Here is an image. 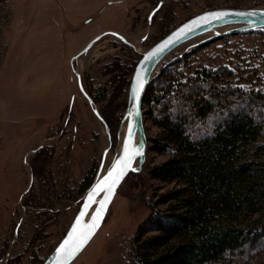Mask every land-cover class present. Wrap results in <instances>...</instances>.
<instances>
[{"label":"rangeland","instance_id":"374dc122","mask_svg":"<svg viewBox=\"0 0 264 264\" xmlns=\"http://www.w3.org/2000/svg\"><path fill=\"white\" fill-rule=\"evenodd\" d=\"M160 1L162 9L150 19ZM257 7H264V0H0V264H43L77 214L82 201L75 199L86 193L79 196L77 190L87 177L96 179L107 149L103 171L113 164L121 125L111 132L94 112L100 114L113 95L106 66L117 57L132 65L138 53L161 39V21L169 11L173 28L206 10ZM233 28L223 26L179 46L154 75L179 57L176 70L185 78L210 69L218 72L222 86L264 92V28L209 39ZM109 30L135 43L138 53L105 36L79 59L77 70L89 82L92 107L77 89L70 61ZM146 34L150 38L142 43ZM204 41L212 42L200 46ZM123 95L128 101L129 90ZM125 112L123 108L119 114L124 117ZM144 127L149 143L143 168L136 172L140 174L124 180L102 227L72 264H128L133 237L139 228L148 229V203L172 187L151 177L150 170L169 155L151 149L150 139L161 137L162 131L146 115ZM40 147L49 149L52 158L48 187L33 178L30 166ZM73 191L69 199L66 194ZM43 208L50 210L49 217ZM43 226L44 236L35 239ZM236 263L264 264V247L238 256Z\"/></svg>","mask_w":264,"mask_h":264},{"label":"trees","instance_id":"16d2710c","mask_svg":"<svg viewBox=\"0 0 264 264\" xmlns=\"http://www.w3.org/2000/svg\"><path fill=\"white\" fill-rule=\"evenodd\" d=\"M171 19L169 11L161 21L162 37L177 27L171 28ZM138 55L132 65L117 57L106 66L114 89L100 115L111 132L122 123L119 111L127 101L121 96L129 90ZM179 64V57L164 63L145 92V115L162 131L150 139L151 149L169 155L150 174L172 187L148 203V229L139 228L133 237L128 264H239L238 256L264 247V92L222 86L210 69L185 78L177 73ZM51 159L49 149L40 147L30 165L33 178L46 187L52 185ZM93 182L87 177L79 196ZM42 210L50 216L48 208Z\"/></svg>","mask_w":264,"mask_h":264},{"label":"water","instance_id":"95a60500","mask_svg":"<svg viewBox=\"0 0 264 264\" xmlns=\"http://www.w3.org/2000/svg\"><path fill=\"white\" fill-rule=\"evenodd\" d=\"M163 5V1H160L157 5V7L152 11L151 15H150V19L153 16V13L155 14L157 11H159V9L161 8V6ZM214 12H226L229 13L230 15H228L224 20L222 21H212L211 23H207V24H202L199 27H193L192 31L185 33L181 38L174 40L173 43L171 45H169L168 48L164 49L162 52L158 53L156 56H152V53L161 45L163 44L166 40L172 38L174 36L175 33H177L180 29L184 28L185 26L191 24L193 21L197 20L198 18H200L201 16H205L207 14L210 13H214ZM255 13V15H246V16H238V15H232V13ZM264 7H257V8H216V9H210V10H206L203 11L197 15H194L192 17H190L189 19L183 21L181 24H179L176 28H174L171 32H169L168 34H166L164 37H162L161 39H159L156 43H154L147 51L142 52V56L140 58V60L138 61L132 78H131V83H130V87H129V95H128V101H127V108H126V112L124 115V118L122 120L121 123V128L124 125V122L126 120V118L129 116V112L130 110L133 109L134 104H133V89L135 87V77H136V73L141 71V69L143 68L144 71V85L143 88L140 91L139 94V98L136 101V107L138 108V115H134L131 118V122H134L136 127L134 128L133 131V143L135 140V137L137 136V142L134 143V145H139L143 147V152L144 155L142 157H136L134 159V162L132 164L133 168L138 169V171L135 172H140L143 168V164L146 161V156H147V149H148V137L146 136V131H145V127H144V118H145V114H144V96H145V92L146 89L148 87V85L153 81V79L155 78L156 75H154L155 71L157 70L158 66L165 60L166 57L169 56V54H171L176 48H178L179 46L189 42L190 40L201 36L207 32H216L218 28L223 27V26H233V29H230L228 31V33L225 34H217L215 36L210 37V40H214L217 36L222 37L224 35H228V34H237V33H241V32H246V31H252L255 29H263L264 28ZM105 36H114L124 42H126L127 44L135 47V45L127 40L123 35L119 34L116 31L113 30H109V31H105L103 33H101L100 35L96 36L94 39H92L81 51H79L76 55H74L71 58V63H73L75 60H78L81 56L86 55L89 53V51L92 49V47L99 42L101 39H103V37ZM207 39V40H209ZM152 57L150 60L148 59L149 57ZM89 101L92 103L91 99L89 98ZM94 112L96 113V115L99 117V119L102 120L101 115L99 114V111L97 109H94ZM130 122V123H131ZM129 126V125H128ZM128 126L126 129V133L124 135V139H123V143H122V147L120 150L119 155L114 159L113 164L111 165V167L104 172L103 171V167L105 164V158L106 155L108 154L109 150L107 149L104 152V156L102 159V163H101V167L100 170L96 176V179L94 180V182L92 183V185L88 188V190L86 191L82 203L77 211V214L75 215L72 223L70 224L68 230L66 231V233L64 234V236L62 237V239L60 240V242L58 243V245L55 247V249L52 251V253L47 257V259L43 262V264H55L56 261V249L63 243V241L67 238V236L69 235V233L71 232L72 228L75 226V222L76 220L80 217V213L82 211H84L85 209V205L87 204L88 201V195L89 193L95 188V186L97 184H99L101 181H103L106 176L107 173L111 170L112 166L115 164V162L120 159L123 156V149H124V145L127 143L128 140ZM111 146V143H110ZM133 171H128L127 174L121 179V181L119 182L118 186L115 189V193L112 196L110 202L108 203V205L106 206V210L103 213V217L100 221L99 226L96 228L94 234L91 236V238L86 242V244L83 246V248L74 256V258H72L70 261H68V264H72L75 259L84 251V249L88 246V244L91 242V240L95 237V235L98 233V231L100 230V228L102 227L107 213L110 209V206L120 188V186L122 185V183L124 182V180L129 176L130 173H132ZM33 182V181H32ZM28 192V191H27ZM104 197V193L100 192L96 197L95 200L97 201L96 203H92L91 205H89L87 207V211L83 217V223L84 224H91L92 219L95 215V212L99 210V202L102 201Z\"/></svg>","mask_w":264,"mask_h":264},{"label":"snow or ice","instance_id":"6c2138e0","mask_svg":"<svg viewBox=\"0 0 264 264\" xmlns=\"http://www.w3.org/2000/svg\"><path fill=\"white\" fill-rule=\"evenodd\" d=\"M154 15V13H153ZM229 13L226 12H214L201 16L197 20L193 21L191 24L180 29L174 36L166 40L161 44L153 53L152 56H156L158 53L162 52L164 49L168 48L169 45L173 43L174 40L181 38L185 33L192 31L193 27H199L202 24L211 23L212 21H222ZM232 15L246 16L255 15V13H232ZM264 15V14H262ZM150 56L148 59L150 60ZM135 87L133 89V104L134 107L129 112V119L134 115H138V108L136 107V101L139 98V94L144 85V71L136 73L135 77ZM136 127L134 122H131L128 126V140L124 145L123 156L118 159L112 166L111 170L107 173L106 178L95 186V188L89 193L88 201L85 205L84 211L80 213V217L76 220L75 226L72 228L71 232L63 243L56 249V261L55 264H68L74 256L83 248L86 242L94 234L96 228L99 226L100 221L103 217V213L106 210V206L110 202L112 196L115 193V189L118 186L121 179L127 174L128 171H138V169L133 168L132 164L136 157H142L144 155L143 147L139 145H134L133 143V131ZM104 193L102 201L99 202V210L95 212L91 224H84L83 217L87 211V207L92 203H96L95 197L100 193Z\"/></svg>","mask_w":264,"mask_h":264},{"label":"flooded vegetation","instance_id":"af4514ba","mask_svg":"<svg viewBox=\"0 0 264 264\" xmlns=\"http://www.w3.org/2000/svg\"><path fill=\"white\" fill-rule=\"evenodd\" d=\"M118 2H120V1H118ZM164 3V2H163ZM110 4H111V2H110ZM157 7V4H156V6L154 7V9ZM162 7H163V5L161 6V8L159 9V11L162 9ZM153 9V10H154ZM152 10V11H153ZM152 11H151V13H152ZM159 11H157L153 16H152V19L154 18V16L159 12ZM151 13H150V15H151ZM126 38V37H125ZM150 38V34H146V36H144L143 38H142V43H144V42H146L148 39ZM127 39V38H126ZM120 40V39H119ZM127 40H129V39H127ZM130 41V40H129ZM121 42L126 46V47H128L129 49H131V51L132 52H137V51H135V50H138L137 49V45L135 44V43H133L134 45H135V47H133V46H131V45H129V44H127L126 42H124V41H122L121 40ZM157 42V41H156ZM155 42V43H156ZM151 47V46H150ZM138 53V52H137ZM82 57V56H81ZM80 57V58H81ZM79 58V59H80ZM79 59L78 60H75L73 63H71V61H70V68H71V71H72V75H75L76 76V82H77V89H78V91H79V93L80 94H82L83 95V97L87 100V102H88V105L90 104V106H94L95 105V102H94V99H93V97L90 95V93H89V88H88V84H89V82L86 80V78L83 76V74L82 73H79V71L77 70V64H78V61H79ZM89 98L91 99V101H92V103L89 101ZM73 99L75 100V95H73V97H72V101H73ZM70 105H71V103H70ZM69 110H70V106H69ZM66 123H68V120H67V122Z\"/></svg>","mask_w":264,"mask_h":264},{"label":"bare ground","instance_id":"6f19581e","mask_svg":"<svg viewBox=\"0 0 264 264\" xmlns=\"http://www.w3.org/2000/svg\"><path fill=\"white\" fill-rule=\"evenodd\" d=\"M131 120L129 119V116L126 118L125 122H124V125L121 129V133H120V148L118 149V154L116 155V157L119 155L120 153V150H121V147H122V143H123V139H124V135L126 133V129H127V126L130 124ZM137 136L135 137V140H134V143L137 142ZM115 157V158H116ZM111 167V166H110ZM81 255V254H80Z\"/></svg>","mask_w":264,"mask_h":264}]
</instances>
